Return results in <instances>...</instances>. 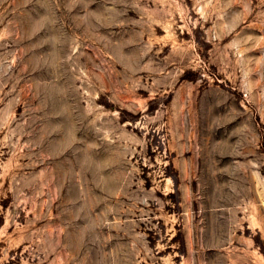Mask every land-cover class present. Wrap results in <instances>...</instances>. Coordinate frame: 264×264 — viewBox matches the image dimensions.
Returning a JSON list of instances; mask_svg holds the SVG:
<instances>
[{
	"label": "rangeland",
	"instance_id": "rangeland-1",
	"mask_svg": "<svg viewBox=\"0 0 264 264\" xmlns=\"http://www.w3.org/2000/svg\"><path fill=\"white\" fill-rule=\"evenodd\" d=\"M0 264H264V0H0Z\"/></svg>",
	"mask_w": 264,
	"mask_h": 264
}]
</instances>
